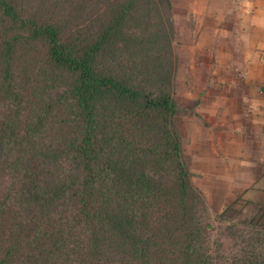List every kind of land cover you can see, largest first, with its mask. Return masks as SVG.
I'll return each instance as SVG.
<instances>
[{"label":"trees","instance_id":"16d2710c","mask_svg":"<svg viewBox=\"0 0 264 264\" xmlns=\"http://www.w3.org/2000/svg\"><path fill=\"white\" fill-rule=\"evenodd\" d=\"M78 1L0 0V264H264V225L232 231V257L212 248L175 123L170 0L58 11Z\"/></svg>","mask_w":264,"mask_h":264},{"label":"crops","instance_id":"0c3cea01","mask_svg":"<svg viewBox=\"0 0 264 264\" xmlns=\"http://www.w3.org/2000/svg\"><path fill=\"white\" fill-rule=\"evenodd\" d=\"M187 48L191 181L211 211L264 213V0H187Z\"/></svg>","mask_w":264,"mask_h":264},{"label":"rangeland","instance_id":"374dc122","mask_svg":"<svg viewBox=\"0 0 264 264\" xmlns=\"http://www.w3.org/2000/svg\"><path fill=\"white\" fill-rule=\"evenodd\" d=\"M84 0H79L76 4ZM106 0H87L85 10L77 11L76 7L66 6L60 7L58 11L76 13L78 17L90 14L101 13ZM171 13L168 15L169 21L166 29L171 37V51L175 67V77L173 85V94L176 102L177 110L175 115L176 128L179 131L182 143V153L187 165V90L191 87L188 85L189 75L196 72L199 60L197 54L191 53L187 48V0H170ZM97 3V5H96ZM93 9V12H92ZM91 15V16H92ZM192 15V14H191ZM74 17V15H72ZM197 53L198 45H194ZM198 75V72L195 74ZM192 183V181H191ZM193 184V183H192ZM193 186L197 188L194 184ZM197 190H199L197 188ZM203 196V195H202ZM205 204V215L207 217V230L211 233L212 248L221 244V254L226 257H232L240 248V238H231L232 231L248 233L246 236L260 232V227L264 225V213L250 212L243 210L241 205H229L223 211H211L209 206ZM214 254L217 253L213 251Z\"/></svg>","mask_w":264,"mask_h":264}]
</instances>
